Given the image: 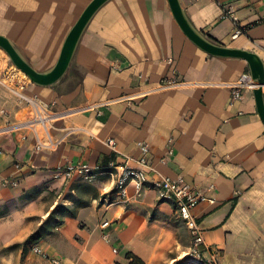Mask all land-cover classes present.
<instances>
[{
	"label": "crops",
	"instance_id": "1",
	"mask_svg": "<svg viewBox=\"0 0 264 264\" xmlns=\"http://www.w3.org/2000/svg\"><path fill=\"white\" fill-rule=\"evenodd\" d=\"M90 2L0 0V36L45 72ZM179 3L208 41L255 54L264 65V0ZM236 26L242 34L231 39ZM9 67L0 56V264H51L53 258L129 264L127 254L144 264H191L183 260L188 231L173 204L151 188L161 178L182 180L216 202L192 211L208 248L203 264L210 262L209 250L217 253L215 264H264V125L252 87L237 101L228 89L234 81H251L245 61L199 50L166 0H109L86 27L65 76L53 86L28 83L23 90L62 115L38 152L30 131H4L29 113L1 83ZM173 77L179 86L158 89ZM138 143L148 147L151 165L139 196L129 186L119 200L106 176L92 183L52 177L70 163L105 167L111 158H129L139 169ZM5 179L17 183L6 186ZM107 193L113 203L104 210L100 200ZM102 219L113 225L102 230ZM38 231L41 239L28 241Z\"/></svg>",
	"mask_w": 264,
	"mask_h": 264
},
{
	"label": "built area",
	"instance_id": "2",
	"mask_svg": "<svg viewBox=\"0 0 264 264\" xmlns=\"http://www.w3.org/2000/svg\"><path fill=\"white\" fill-rule=\"evenodd\" d=\"M223 15L226 18L235 20L232 12L224 11ZM241 34V29L236 26L231 35V39H235ZM8 69V75L1 83L4 87L18 96L20 101L28 107L29 113L23 122L14 126L6 127L4 128V131L9 132L19 129L30 131L34 139L35 151L38 152L42 149V146H44L41 139L42 136H44L52 128L53 124L57 120L62 118V115L53 109V104L45 105L40 103L35 97H29L23 94L25 86L30 83L29 80L14 67H9ZM180 84L181 83L177 81L175 77L171 79L166 78L159 82L158 89H169L177 87ZM250 87H253L251 81L237 80L228 84L230 99L232 101L239 100L241 97V90ZM108 145L112 148L114 147V143L112 141H108ZM137 147L140 152V157L137 160V164L140 167L139 169L130 167V159L124 158L121 163H116L114 160L109 161L104 168H100L99 166L91 168L85 163H70L64 167L54 170L52 177L54 180L62 179L64 181H71L79 179L85 183H92L99 177L106 176L112 183V189L109 193L116 195L119 200L125 201L129 186L134 189L137 196L142 193L144 185L147 183L148 172L151 167V165H149L148 147L143 143H138ZM169 154H171V150H169ZM16 183L17 182L14 179H5L2 181V184L6 186H15ZM151 188L157 192L160 200L173 204L174 212L190 235L191 244L189 247L187 261L191 264H203L202 256L207 253L208 248L204 244L202 230L200 229V225L196 218L193 216L192 211L202 203L215 206V200L206 194L195 190L182 180L161 178L153 181L151 183ZM109 193L103 195L100 200L101 207H103L104 210H107V208H109L113 203L108 196ZM112 225L113 224L107 220L102 219L100 221V227L102 230H106ZM31 251L36 254L40 253L37 246H32ZM209 251V264H215L218 257L217 253L215 251ZM50 263L62 264L61 260L58 258L51 259Z\"/></svg>",
	"mask_w": 264,
	"mask_h": 264
},
{
	"label": "water",
	"instance_id": "3",
	"mask_svg": "<svg viewBox=\"0 0 264 264\" xmlns=\"http://www.w3.org/2000/svg\"><path fill=\"white\" fill-rule=\"evenodd\" d=\"M108 1L109 0H91L66 35L55 64L45 72L35 71L16 46L3 36H0V50L7 55L13 66L21 72L31 84L39 87L53 86L65 76L86 27L96 12ZM166 1L180 31L199 50L211 57L238 59L246 62L253 85L252 94L256 111L264 125V100L262 96L264 65L261 59L255 54L238 49L226 48L208 41L192 27L181 9L179 0Z\"/></svg>",
	"mask_w": 264,
	"mask_h": 264
},
{
	"label": "trees",
	"instance_id": "4",
	"mask_svg": "<svg viewBox=\"0 0 264 264\" xmlns=\"http://www.w3.org/2000/svg\"><path fill=\"white\" fill-rule=\"evenodd\" d=\"M242 31V30H241ZM110 160V159H109ZM108 160V161H109ZM111 160H113L112 158H111ZM106 162V161H105ZM104 162V163H105ZM100 168H103L104 167V165H102V166H99ZM71 215H73V213H71ZM41 239V233H40V231H38V232H36V233H34L32 236H30L29 238H28V241H30V242H32L33 244H35V243H37L39 240ZM126 258L128 259V260H130V263L129 264H144L140 259H138V258H136L135 256H133L132 254H127L126 255Z\"/></svg>",
	"mask_w": 264,
	"mask_h": 264
},
{
	"label": "rangeland",
	"instance_id": "5",
	"mask_svg": "<svg viewBox=\"0 0 264 264\" xmlns=\"http://www.w3.org/2000/svg\"><path fill=\"white\" fill-rule=\"evenodd\" d=\"M0 56L4 59L7 60V63L9 66L14 67L13 64L10 62L9 58L7 57V55L0 50ZM15 68V67H14ZM16 69V68H15ZM21 73V72H20ZM189 253V252H188ZM183 260L187 261L188 260V254L183 258ZM189 262V261H188ZM190 263V262H189Z\"/></svg>",
	"mask_w": 264,
	"mask_h": 264
}]
</instances>
